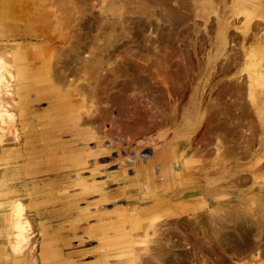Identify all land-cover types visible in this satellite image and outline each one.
Here are the masks:
<instances>
[{"label":"rangeland","instance_id":"374dc122","mask_svg":"<svg viewBox=\"0 0 264 264\" xmlns=\"http://www.w3.org/2000/svg\"><path fill=\"white\" fill-rule=\"evenodd\" d=\"M55 1L0 0V264H41L39 245L43 232L55 230L56 227L65 223V221H59V219H52L48 222L47 218L52 216L44 211L47 206V209L53 206L55 194H46L44 190L55 186L62 187L56 198L66 199L64 203H68L67 194L80 188L82 184L79 179L81 178H83V182L85 178L96 182L103 178L108 171L120 168L128 175H133L134 170L144 172L145 169L147 172V165L150 163L152 164V172L155 175L157 170L163 171V157L161 154L166 155V143L171 140L172 134L176 136L175 133H178L176 139L181 140L183 129L193 130L190 136L194 139L192 145H196V147L192 149L194 152L198 150L199 159L203 161L213 160L210 164L212 167L217 166L216 161L221 160L219 156H222L220 153L222 148L218 146L216 152L212 151L216 142L212 136L219 130L217 123L219 122L220 124V121L227 117L226 121L231 123L230 127L237 131L233 137L240 142L239 146L233 149L235 152L231 154L238 156V162L249 166V173L243 169L240 171L245 175H236L232 180L230 178L224 179L223 175H219L211 178L210 181H216V186L213 187L219 189L225 187L224 183H230L233 186L232 188L230 185V190L231 188L235 189V193L232 195L235 201H232V203L235 204L236 202V206L242 209H252V206L256 205L257 199L264 194V169H262L264 168L262 166L264 162V140H262L260 147L258 146L257 148L256 144L260 137L261 129L259 124L264 125L262 122L264 120V7L262 6L264 0H243V3H237V0H234L233 12L228 0H224L221 8H219V5L215 6L212 0H207L211 4H206L205 11L207 12L205 14L203 9L201 10L202 13H200L198 8L202 1L186 0V3H182L181 6L178 5L177 7L178 11L183 8V10L179 11V16L177 17V14H175L176 16L174 15L172 19L168 18L172 22L180 18L178 22L177 20L175 22L178 25H182V27L180 26L182 29L177 28L178 25L175 22L170 23L167 21V17L165 18L164 15L161 17L155 15L145 16L144 14L150 13L149 10H140V12L130 10L132 3L127 1L126 11L122 14L120 20L117 17L116 19L118 20H115V16H111V18H114V22L109 19L110 25H101L97 29V18L89 19L93 26L91 23H89L90 26H86V22L83 21L80 26L83 31L77 27L76 24L78 22H74L79 12L75 10L80 9L82 11V7L86 6L84 8L88 10L83 8L85 10L83 11L84 13L88 12V14L84 15L81 12L82 17H88L90 13L97 15L99 14V3L96 6L93 4L95 8H91L92 3L97 2V0H86L88 2L86 4L90 3V6L84 4L83 1L85 0H81V4L84 5L79 9L77 8L81 5L78 3L80 0L75 1L78 5H75L72 0H66V2L62 0L65 4L67 3V6L63 5L64 3L61 0H57L58 3ZM260 3L263 4L260 5ZM183 4L187 6L184 7ZM184 8H186V11ZM91 9L93 10L92 12L89 11ZM70 10L74 11L71 12ZM96 10L98 11L96 12ZM107 11L104 13L107 14ZM219 11L222 12L220 13L221 15ZM110 12L112 11L108 13ZM161 18L164 21L166 20L167 23L173 24L172 26H177V30L183 31L179 30L180 32H177L176 28L173 30L169 29L174 33L172 35L174 39H169L167 42L164 41V36H162L163 39H161L159 44L152 40L153 49L151 47L147 48L148 55L155 54L152 55L153 57L155 56L154 58H160L159 55L164 53L161 56L163 57L162 61L158 63L166 66L158 67H160V73L163 72L160 75L161 77L164 75L162 78H166V82L162 83L163 79L161 77H149L153 81L155 80L157 84L161 83L160 86L156 84H153V86L150 84L153 81L151 82L146 77L149 83H146V86H148L146 87L147 90L143 89L145 92L141 90L138 94H135L137 92L136 89H124L125 92L122 93H125L127 98L124 95L125 97H121L122 99H115V105L111 103L113 106L111 105L112 107L109 106L110 108H107V101H111L112 95L110 94L118 91V86L122 85L121 82L128 81L127 77L129 76L126 75V77L121 72L120 77L117 76L118 78L110 80V76L113 77V74L107 73V70L117 64L119 58L110 57L108 61L103 60L101 51L112 45L111 47L115 53L119 52L116 49L120 47L121 49L125 48V51L131 49L127 51V58L132 56L135 59L139 58L140 54H142L139 53L141 45L133 37V29L139 24L142 25V22L143 25L146 24L149 28H154L157 24L158 26L163 24L165 27L173 28L170 27V24L166 25V21L164 22ZM185 18L189 21V25L182 24L181 19L186 21ZM85 19L88 21V18ZM256 20L258 21V26L254 27L255 25H253L252 27L253 33L255 31L256 33L254 35L252 32L248 33L249 35L242 34L247 31L251 23L253 24L255 21V24H257ZM179 21L181 22L180 24ZM192 22L193 24H191ZM187 27L190 28V34ZM184 28L187 29L185 30ZM184 31L187 32L188 37L185 36L186 33ZM223 31H226L228 36L227 43L224 45L221 43L220 38L223 35ZM81 34L83 35L82 38L84 37V43L82 44L83 46L79 45L78 48L76 43L79 41L78 38L81 37ZM73 35L78 36V41L74 40L76 36ZM176 38L178 39L176 40ZM72 41H76V43ZM96 41L100 42L97 47L98 43ZM178 41L183 47L177 44ZM71 42L77 47L73 46ZM93 43L95 45H92ZM222 46L223 48L225 46L226 50H220ZM96 48H100V50L94 51ZM143 49L142 47V51L145 50ZM177 52H180V54ZM71 56L77 57L78 60H85L84 62L81 61V64L84 63V65L76 76L71 74L69 68H67L69 72L66 71L65 65L62 66L65 62L68 63L66 60H72ZM225 56L226 58H231L228 60V65L231 67L229 69L225 67L222 71L218 67H220L219 63L224 62ZM149 57L151 58V56L146 58L148 59ZM152 58L150 59L151 62L154 60ZM61 59H63V62ZM169 60L170 62H168ZM109 61L112 63L110 66H108ZM181 61L184 63H181ZM153 62L155 63V60ZM240 65H242L241 68ZM61 69L67 74L61 72ZM161 69H164V71ZM100 74L102 76L106 75V77L102 78ZM254 74L263 77L259 78L258 75L256 77ZM247 75L252 76L254 80L256 79L255 84L253 83L255 91L252 92L251 96L248 92L249 90H247V93L245 92L246 90L244 91L246 88L243 83ZM237 77L239 78L238 80H241V89L239 91H241L242 98H237V88L232 87L233 83H231ZM109 80L113 84L108 83ZM127 81L126 84H130ZM155 81L153 83H156ZM83 84L87 85V87L89 84L95 85L97 90L100 89L97 95L98 98L95 96L96 93L93 95L89 94L93 92L90 90L88 95L86 92L88 91L86 90L87 87L83 86ZM168 84L170 86L172 84L173 87ZM230 85L232 88L226 89L224 93L221 91L222 86ZM152 95L153 98H151ZM131 96L134 99L130 98ZM238 99L244 103V112L236 110ZM251 100L255 103H257L256 101L261 102L260 111H255L251 105ZM140 101L142 104L139 103ZM120 107L124 108L125 112L117 114L116 112L119 111ZM108 111L110 115H108ZM242 113L244 114L242 115ZM240 116H244L242 119L244 124H238L237 120L241 119ZM97 117L98 119L100 118V122H98ZM107 117L110 119H107ZM106 119L112 120V122L106 121ZM245 122L249 123L246 124ZM247 125L248 130H246ZM129 126L132 128H129ZM138 133H140L139 137L137 136ZM240 136L242 137L241 139H239ZM204 138L205 140H203ZM243 138L249 139L246 144V139L243 140ZM261 139H264V137ZM31 140L41 141V147L33 146L32 144L28 146L30 144L28 141ZM54 141H62L65 144L57 147H48L55 144L53 143ZM252 151L254 152L252 153ZM217 152H219V156L216 155ZM40 153L41 156H38L37 154ZM77 154L79 157H77ZM58 155H61V157H58ZM76 158H79L80 161L73 163ZM196 163L197 160L192 162L191 165ZM90 169V172L93 173L88 178L86 172ZM77 171H79L78 174H81L80 177L76 175L75 172ZM241 175L251 178L246 179V177L245 180L242 177L243 180L238 181L242 179L240 178ZM159 179L160 177H157L155 180L159 181ZM228 198L225 193L218 194L216 196L217 203L211 201L209 205L213 206L207 207V211L212 209L214 211L215 208V212L220 210L222 206L226 205L225 202L231 199ZM76 200L78 201L79 197ZM262 213L264 212L262 211ZM147 220L148 225L145 226L142 234L135 238L137 240L135 242L137 244L136 250L133 248H131L132 250H125L123 261H119L117 264H142L140 260H143V257L147 255L146 252L149 254L154 238L160 231L157 230L155 225L157 220L153 218ZM48 223L53 225L50 227L43 226V224ZM62 228V226L59 227V229ZM198 238L200 240L203 239L202 237H192L193 242L187 243V246L185 245L190 264H200V259L202 258L200 255L201 251L197 247L198 242L195 241ZM222 253H224L222 254L223 257H228L225 252ZM246 258L248 256L233 258V260L228 258V261L229 263L232 262L230 264H264V262H260L256 258H254L255 260Z\"/></svg>","mask_w":264,"mask_h":264},{"label":"crops","instance_id":"0c3cea01","mask_svg":"<svg viewBox=\"0 0 264 264\" xmlns=\"http://www.w3.org/2000/svg\"><path fill=\"white\" fill-rule=\"evenodd\" d=\"M200 1L202 3L198 6L199 12L202 13L203 9L205 14L206 4L211 3L207 0ZM223 2L224 0H213L212 3L221 8ZM228 2L233 12L234 0H228ZM237 3H243V0H237ZM220 13L222 12L219 11ZM111 64L109 61L108 66ZM192 132L193 130L183 129L181 140L176 139L178 133H175L177 137L174 134L171 135V140L165 145L166 155L161 154L163 171L157 170L155 175L150 163L147 165V172L145 169L144 172L134 170L133 175H128L120 168L108 171L96 182L86 178L83 182L81 178L79 179L82 184L80 190H73L74 192L67 194L68 203H64L66 199L56 198L62 187L55 186L44 190L46 194H55L53 206L48 209L47 206L44 211L52 216L47 218L48 222L59 219L65 223L61 224L62 229H59L61 227L59 226L50 232H43L39 245L41 264H117L123 261L125 250L131 248L136 250L135 238L141 235L145 226L148 225L146 219L152 218L157 220L155 225L161 233V236L156 238V244L152 246L155 250L153 249L151 254L156 262L154 263L151 258L152 264H159L156 258L169 256L173 251H186L185 245L193 242L192 237L203 238L207 207L213 206L209 203L211 201L217 203L218 194L225 193L230 199L235 193L233 186L224 181V188L213 187L217 182L210 181L211 178L223 175L224 179L232 180L236 175L244 174L240 170L244 169L249 173V166L238 162V157L232 154L220 158L222 161L217 160L218 165L212 167L210 163L213 160L199 159L198 150L194 152L192 149L195 147L192 145L194 139L190 136ZM28 142L30 143L28 146L32 144L41 147L39 140ZM53 143L55 144L48 147L65 144L62 141ZM37 155L41 156V153ZM77 157H79L78 154ZM196 160L197 163L191 165ZM77 161L80 159L76 158L73 163ZM90 171L91 169L86 172L88 178L93 173ZM75 173L81 176L78 174L79 171ZM157 177H160L159 181L155 180ZM78 197L82 201H77ZM232 201L234 202L235 198L232 197L225 204L232 205ZM51 225L53 224H43L49 227ZM202 240L198 238L195 241L202 242ZM174 242L175 246H173ZM146 264L151 263L148 260Z\"/></svg>","mask_w":264,"mask_h":264},{"label":"bare ground","instance_id":"6f19581e","mask_svg":"<svg viewBox=\"0 0 264 264\" xmlns=\"http://www.w3.org/2000/svg\"><path fill=\"white\" fill-rule=\"evenodd\" d=\"M62 1V0H61ZM70 1V0H69ZM72 1H74V3H75V5L77 4L75 1L76 0H72ZM83 1V0H82ZM127 1L128 2H131L132 3V5H131V9L130 10H132V11H135V12H140V10L141 11H143V10H149V12L150 13H147V14H144L145 16H147V15H155V16H162V15H164V17L166 18L167 17V21H169L170 23H173V22H175L176 20H177V22H178V20H180V18H177L179 15V11H181V10H183V8L180 10L179 9V11L177 10V7H178V5H182V3H186V0H97V2H93L92 3V6H91V8H95V6H96V4L97 3H99V7H98V10H96V12L98 11V13L99 14H97V15H95V13L93 14V13H90L89 14V16L87 17V16H83L82 17V13H84V9H87V8H84V7H86V6H84V7H82L84 4H86V3H88V2H86V0L85 1H83L84 2V4H81V0H80V2L78 1V3H80L79 5H80V7H78V6H76V7H78L77 9H79V8H81L82 7V11L79 9V10H75L76 12L77 11H79L78 12V14L76 15V18H75V16H74V18H75V21L74 22H78L77 24L76 23H74V24H76L77 25V27H79L80 28V30L81 31H83V29H82V27H80L81 26V23H83V21H85L86 22V26L87 25H89L90 26V24L89 23H91L90 22V20L89 19H94V18H97V20L96 21H98L97 22V25H96V27H97V29H99L100 28V26L101 25H103V26H107V25H110V21H109V19H112V21L114 20V18H115V20H118V19H116V17L117 18H119V20L122 18V14L126 11V3H127ZM193 1H195V0H193ZM213 1V0H212ZM56 3H58V1L56 0L55 1ZM60 2V1H59ZM65 2H66V0H65ZM65 2H63L62 1V3H64L63 5H66L65 4ZM261 2H263V1H261ZM55 3V4H56ZM72 3V2H71ZM73 3V4H74ZM61 4V3H60ZM69 4H70V2H69ZM93 4H95V6H93ZM257 4H259V3H257ZM263 4V3H262ZM261 3H260V5H262ZM78 5V4H77ZM87 5V4H86ZM67 6V5H66ZM87 6H90V3L87 5ZM183 6H184V4H183ZM182 6V7H183ZM187 6V5H186ZM186 6H184V7H186ZM263 7H264V4L262 5ZM261 7V6H260ZM56 8H59V7H56ZM66 8V7H65ZM84 8V9H83ZM179 8H181V7H179ZM110 9V10H109ZM112 9V10H111ZM186 8H184V10H185ZM73 10V11H74ZM84 10V11H83ZM88 10V9H87ZM95 10V9H94ZM107 10H109V11H112V12H110V13H108L109 11H107ZM71 11V10H70ZM73 11H71V12H73ZM90 12H92L93 10L91 9V10H89ZM107 11V14L106 13H104V12H106ZM186 11V10H185ZM71 12H69V13H71ZM82 12V13H81ZM188 12V11H187ZM103 13V15H101ZM146 13V12H145ZM74 14V13H73ZM86 14H88V12H86V13H84V15H86ZM175 14H177V19L175 20V21H170V19H168V18H173L174 17V15ZM183 15V14H182ZM186 15V14H185ZM184 15V16H185ZM67 16V15H66ZM111 16H115L114 18H111ZM154 16V17H155ZM176 16V15H175ZM71 17H73V16H71ZM70 17V18H71ZM180 17H181V15H180ZM186 17H187V15H186ZM190 17V16H189ZM82 18V19H81ZM85 18H88V21H86L87 19H85ZM126 18H128L127 16H126ZM182 18H183V16H182ZM192 18V17H191ZM262 18V17H261ZM65 19V18H64ZM147 19V18H146ZM149 19V18H148ZM157 19V18H156ZM162 19V18H161ZM186 19V18H185ZM184 19V20H185ZM74 20V19H73ZM79 20V21H78ZM125 20H128V19H125ZM133 21H134V19H132ZM136 20V19H135ZM139 20V19H138ZM163 20V19H162ZM174 20V19H173ZM182 21V24L184 23V24H188V20L186 19V21H183V19H181ZM67 21V20H66ZM123 21H124V19H123ZM131 21V20H130ZM142 21H143V19H142ZM146 21V20H145ZM156 21V20H155ZM155 21H153V22H155ZM164 21V20H163ZM166 21V20H165ZM164 21V22H165ZM167 21H166V23H167ZM195 21H197V20H195ZM72 22V21H71ZM114 22V21H113ZM126 22V21H125ZM147 22V21H146ZM152 22V21H151ZM164 22H162V23H164ZM167 23L166 25H168V24H170V23ZM180 21H179V24L181 23ZM187 22V23H186ZM256 22H257V24H255V21L253 22V24L251 23V25L250 26H248L249 28L247 29V31H244L245 33H242V34H250L251 32L253 33V25H255L254 27H256V25L258 26V21L256 20ZM62 23H63V21H62ZM73 23V22H72ZM124 23V22H123ZM131 23V22H130ZM129 23V24H130ZM145 23V22H144ZM156 23H158V22H156ZM199 23H201V22H199ZM263 23H264V21H263ZM74 24H73V26H74ZM92 24V26H93V23H91ZM133 24V23H132ZM131 24V25H132ZM136 24H137V22H136ZM135 24V25H136ZM175 24H176V22H175ZM174 24V25H175ZM190 24V23H189ZM188 24V25H189ZM191 24H193V22L191 23ZM131 25H129L130 27H132ZM134 25V24H133ZM162 26H163V24H161ZM160 25V26H161ZM173 24H170V27H173V28H169V26L168 27H165V26H163V27H165V28H163L162 26L160 27V26H158V24H157V26L156 27H154V28H149L146 24L145 25H143V22H142V25H138V26H135V29H133V34H134V36L133 37H135V39L136 40H138V42L140 43V47H141V50H140V52L139 53H142V54H140L141 56H139V58H141V59H139V58H127V51H130L131 49H128L127 51H125L126 49L124 48V49H121V47L120 48H118V49H116V51H119V52H113L114 51V49L111 47L112 45H109L104 51H101V53H102V55H103V60H109V58L110 57H114V58H119V62L117 63V64H114V66H112L111 68H109L107 71V73H109V74H113V77L112 76H110L111 77V79L110 80H113V79H115L118 75H120V73L122 72L123 73V75H127V76H129V77H127L128 78V81H129V83L130 84H126V81H123V82H121L122 83V85L121 86H118V91H115V93H111L110 95H112L111 96V101H107V103H108V106H107V108H110V107H112L113 105H115V99H122L121 97H125L126 95H125V93L123 94L122 92H125L124 91V89H136L137 90V92L135 93V94H138V92H140L141 90L142 91H144L143 89H145V90H147L146 89V87H148V86H146L147 84L146 83H149L148 81H147V79H146V77H161V75L160 74H162V73H160V67H158V66H162V67H165L166 65H160L158 62H160V61H162V59H163V57H161V56H163L162 54H164V53H162L161 55H159L160 56V58H154L152 55H155V54H149L148 55V50H147V48H149V47H151V49H153L154 47H152V40L155 42V43H157V44H159L160 42H161V39H163V37L162 36H164V41H167V40H169V39H172L173 38V36L172 35H174V33L173 32H171L169 29H171V30H173V29H175L176 27H174V26H172ZM176 25H178V24H176ZM187 25V26H188ZM260 25H261V23H260ZM61 26H64V25H61ZM65 26H66V24H65ZM128 26V25H127ZM154 26V25H153ZM182 27V25H178V27L177 28H181ZM201 26V25H200ZM208 26V25H207ZM71 27V26H70ZM75 28V27H74ZM121 28V27H120ZM177 28H176V30H177ZM188 28V27H187ZM187 28H184L185 30L187 29ZM238 28V27H237ZM73 29V28H72ZM86 29V28H85ZM92 29V28H91ZM128 29V28H127ZM130 29V28H129ZM131 29V30H132ZM182 29V28H181ZM189 29L190 28H188V32H189ZM90 30V29H89ZM88 30V31H89ZM94 30V29H93ZM176 30H175V32H176ZM180 29H178L177 30V32H180V31H182V30H180ZM211 30V29H210ZM257 30V29H256ZM68 31V30H67ZM101 31V30H100ZM129 31V30H128ZM255 31V30H254ZM258 31V30H257ZM79 33H81L80 31H78ZM78 32H77V34H78ZM183 32V31H182ZM185 33H186V35L185 36H187V32L186 31H184ZM233 32V31H232ZM66 33H68V32H66ZM84 33V32H83ZM82 33V34H83ZM87 33V32H86ZM89 33H90V31H89ZM172 33V34H171ZM254 33H256V31L254 32ZM254 33H253V35H254ZM81 34V37H79L78 39H79V41L77 40V37L78 36H76V35H73V36H76V38H74V40L76 39V41H78L77 43H76V41H72V42H74V43H76V45H78V48H79V45H81V46H83L82 44L84 43L83 42V38H82V35ZM176 34V33H175ZM189 34H190V32H189ZM203 34V33H202ZM222 36L220 37L221 38V43L224 45L225 43H227L226 42V40L228 39V36L226 35V31H223L222 32ZM237 34H238V32H237ZM248 34V35H249ZM78 35H80V34H78ZM87 35V34H86ZM176 35H178V34H176ZM182 35V34H181ZM180 35V36H181ZM88 36V35H87ZM120 36V35H119ZM189 36V35H188ZM187 36V37H188ZM233 36V35H232ZM237 36V35H236ZM90 37V36H89ZM88 37V38H89ZM99 37V36H98ZM97 37V38H98ZM124 37V36H123ZM130 37V36H129ZM187 37H185V38H187ZM234 37V36H233ZM263 37V36H262ZM122 38V37H121ZM178 38H179V36H178ZM178 38H176V40L178 39ZM183 38V37H182ZM204 38V37H203ZM249 38V37H248ZM94 39V38H93ZM92 39V40H93ZM129 39V38H128ZM132 39V38H131ZM174 39V38H173ZM205 39V38H204ZM229 39H231V37H229ZM263 39V38H262ZM97 40V39H96ZM120 40V39H119ZM183 40H184V38H183ZM200 40H201V38H200ZM264 40V39H263ZM99 41H101L100 39H99ZM118 41V40H117ZM122 41V40H121ZM124 41V40H123ZM129 41V40H128ZM132 41H133V39H132ZM234 41V40H233ZM232 41V42H233ZM71 42V44H73ZM97 42V41H96ZM126 42V41H125ZM168 42V41H167ZM180 42H181V40H180ZM184 42V41H183ZM264 42V41H263ZM98 43V42H97ZM96 43V44H97ZM115 43V42H114ZM117 43V42H116ZM124 43V42H123ZM173 43V42H172ZM185 43V42H184ZM183 43V44H184ZM231 43V42H230ZM87 44V43H86ZM100 44V42L96 45V47L98 46ZM118 44V43H117ZM121 44H122V42H121ZM126 44V43H125ZM131 44V43H130ZM163 45H164V43H162ZM168 44V43H167ZM177 44H180L181 45V43H179V41H178V43ZM92 45H95V43H93ZM91 45V46H92ZM124 45V44H123ZM136 45V44H135ZM135 45H133V46H135ZM184 45H186V44H184ZM198 45H199V43H198ZM73 46H75L74 44H73ZM90 46V47H91ZM115 46H117L116 44H115ZM156 46V45H155ZM182 47H183V45H181ZM251 46V45H250ZM75 47H77V46H75ZM128 47V46H127ZM126 47V48H127ZM142 47L145 49H143L144 51H142ZM159 47V46H158ZM177 48H178V46H176ZM161 48V47H160ZM83 49V48H82ZM97 49H99L100 50V48H96L94 51H96ZM134 49V48H133ZM140 49V48H139ZM163 49V48H162ZM169 49V48H168ZM173 49V48H172ZM176 49V48H175ZM180 49V48H179ZM184 49V48H183ZM221 49H225L226 50V48H225V46H224V48H223V46L220 48V50ZM237 49V48H236ZM238 49H240V48H238ZM75 50H77V49H75ZM158 50H159V48H158ZM165 50V49H164ZM234 50V49H233ZM135 51V50H134ZM162 51V50H161ZM183 52H184V50H182ZM75 52H77V51H75ZM82 52V51H81ZM163 52V51H162ZM169 52V51H168ZM120 53V54H119ZM129 53V52H128ZM138 53V54H139ZM177 53H179L180 54V52H177ZM229 53V52H228ZM76 54V53H75ZM81 54V53H80ZM159 54V53H158ZM131 55V54H130ZM168 55V54H167ZM170 55H171V52H170ZM240 55V54H239ZM148 56H151V58L153 57L154 58V60H155V63L152 61L151 62V58L149 59H147L146 57H148ZM158 56V55H157ZM228 56V55H227ZM237 56V55H236ZM74 56H71V59L72 60H66V61H68V63H64V64H62V66H64L66 69L67 68H69V70L71 71V74L72 75H74V76H76L77 74H78V71H81V67H83V65H84V63H82L81 64V61H85L84 59H77V57H78V55H77V57H74V58H76V59H74L73 58ZM128 57H130V56H128ZM138 57V56H137ZM173 57V56H172ZM230 57V56H229ZM250 57V56H249ZM79 58V57H78ZM114 58H113V60H114ZM146 58V59H145ZM152 58V59H153ZM166 58V57H165ZM171 58V57H170ZM177 58H178V56H177ZM181 58V57H180ZM186 58V57H185ZM142 59H144V60H142ZM174 59H175V57H174ZM184 59V58H183ZM229 59H231V58H226V56L224 57V59H223V61L224 62H222V63H219V65H220V67H218L219 68V70L221 69L222 71H223V69L226 67V69H229V67H231V66H229L228 65V60ZM259 59V58H258ZM181 60H182V58H181ZM233 60V59H232ZM240 60V59H239ZM253 60V59H252ZM61 61L63 62V59H61ZM164 61V60H163ZM172 61V60H171ZM180 61V60H179ZM183 61V60H182ZM181 61V63H184V62H182ZM185 61V60H184ZM221 61V60H220ZM168 62H170V60L168 61ZM188 62V61H187ZM230 62H231V60H230ZM242 62V61H241ZM164 63H166L165 61H164ZM176 64V63H175ZM174 64V65H175ZM183 65V64H182ZM190 65H191V63H190ZM228 65V66H227ZM231 65V64H230ZM241 66L242 65H240V68H241ZM61 67V66H60ZM178 68V67H177ZM214 68V67H213ZM238 68V67H237ZM232 69V68H231ZM62 71L61 72H65V71H63V69H61ZM69 70L67 69L66 71H68L69 72ZM74 70V71H73ZM161 70H163L164 71V69H161ZM168 70V69H167ZM166 70V71H167ZM218 70V71H219ZM255 71V70H254ZM259 71V70H258ZM181 72V71H180ZM186 72V71H185ZM253 72V71H252ZM66 74H67V72H65ZM104 73H105V71H104ZM168 73V72H167ZM182 73V72H181ZM256 73V72H255ZM258 74H260L259 72H257ZM64 74V73H63ZM62 74V75H63ZM69 74V73H68ZM183 74V73H182ZM257 74V75H258ZM122 75V74H121ZM168 75V74H167ZM171 75V74H170ZM255 75V74H254ZM257 75H255L256 77H257ZM264 75V74H263ZM100 76H102L101 74H100ZM164 75H162V77H163ZM241 76H243V75H241ZM104 77H106V75L105 76H102V78H104ZM161 77V79H163ZM170 77H172V76H170ZM182 77V76H181ZM258 77L260 78L261 76H259L258 75ZM263 77V76H262ZM261 77V78H262ZM77 78V77H76ZM75 78V79H76ZM185 78V77H184ZM241 78V77H240ZM129 79H131V80H129ZM146 79V80H145ZM150 79V78H149ZM148 79V80H149ZM161 79H159V80H161ZM181 79V78H180ZM239 78L237 77L236 78V80H234L233 82H231V83H233V85H232V87H234L235 89L237 88V95L236 96H238L237 98H242L241 97V91H239L240 89H241V84H240V82H241V80H238ZM245 80V82L243 83V85L245 84V88L246 89H244V91L247 93V90H249L248 92H249V94H250V96L253 94L252 92L253 91H255L254 90V88L255 87H253V83L255 84V80L253 79V77L252 76H250V75H247V77L245 76V78H244ZM263 79H264V77H263ZM103 80V79H102ZM108 81V83L110 82V83H112L113 84V82L112 81ZM125 80V79H124ZM151 80V82L153 81V79H150ZM149 80V81H150ZM158 80V81H159ZM166 78H164L163 79V82L162 83H165L166 81ZM169 80V79H168ZM174 80V79H173ZM176 80V79H175ZM127 81V82H128ZM146 81V82H145ZM155 81V80H154ZM153 81V82H154ZM182 81V80H181ZM70 82V81H69ZM150 83L151 85H158V86H160L161 85V83L160 84H157V82L156 83ZM161 82V81H160ZM178 82V81H177ZM230 82V81H229ZM117 83V82H116ZM167 83H168V81H167ZM172 83V82H171ZM182 83V82H181ZM183 83H184V81H183ZM170 84V83H169ZM168 84V85H169ZM189 84V83H188ZM110 85V84H109ZM115 85V84H114ZM153 85V86H154ZM164 85V84H163ZM222 85H223V83H222ZM225 85H226V83H225ZM83 86H86L87 87V85H84L83 84ZM115 86H117V85H115ZM170 86V85H169ZM109 88H110V86H108ZM152 87V86H151ZM156 87V86H155ZM164 88H165V86H163ZM163 87H161V88H163ZM170 87H173V85L171 84V86ZM169 87V88H170ZM179 87H181V86H179ZM231 87V85L230 86H222V89H221V91L224 93V92H226V89L228 90V89H230V88H232ZM244 87V86H243ZM89 88V89H88ZM97 87H95V85H90L89 84V86L86 88V90H88V91H86L87 92V94H88V92H89V90L90 91H93L92 93L90 92L89 94H91V95H93V94H95L96 93V97L98 98V91L100 90V89H96ZM158 88V87H157ZM182 88V87H181ZM82 89H83V87H82ZM85 89V88H84ZM154 89V88H153ZM218 89V88H217ZM97 90V91H96ZM160 90V89H159ZM81 91V90H80ZM94 91H96V92H94ZM128 91V90H127ZM150 91V90H149ZM153 91V90H152ZM164 91V90H163ZM182 91V90H181ZM216 91V90H215ZM135 92V91H134ZM145 92V91H144ZM171 92V91H170ZM235 92V91H234ZM79 93V92H78ZM143 93V92H142ZM167 93V92H166ZM178 93V92H177ZM245 93V94H246ZM88 94V95H89ZM122 94H123V96H122ZM145 94V93H144ZM163 94H164V92H163ZM125 95V96H124ZM140 95V94H139ZM221 95V94H220ZM224 95V94H223ZM222 95V96H223ZM263 95V94H262ZM246 96V95H245ZM102 97V96H101ZM101 97H99V98H101ZM110 97V96H109ZM108 97V98H109ZM227 97V96H226ZM225 97V98H226ZM102 98H104V97H102ZM126 98H127V96H126ZM130 98H132V96L130 97ZM150 98V97H149ZM151 98H153V95L151 96ZM157 98V97H156ZM219 98V97H218ZM236 98V97H235ZM129 99V98H128ZM132 99H134V98H132ZM141 99V98H140ZM139 99V100H140ZM245 100H246V98H244ZM104 100V99H103ZM102 100V101H103ZM108 100V99H107ZM126 100V99H125ZM137 100V99H136ZM135 100V101H136ZM153 100V99H152ZM156 100V99H155ZM166 100V99H165ZM231 100V99H230ZM229 100V101H230ZM259 100V99H258ZM123 101V100H122ZM127 101H129V100H127ZM235 101V100H234ZM241 100H237V104H236V110H238V111H242V112H244V109H245V107H244V103L241 101ZM133 102V101H132ZM257 103H255L254 101H252L251 100V105H252V107L255 109V111H260L259 110V108H260V103L261 102H259V101H256ZM113 105H112V104ZM118 103V102H117ZM126 103H128V102H126ZM136 103V102H135ZM139 103H141V101L139 102ZM254 103H255V105H254ZM122 104V103H121ZM130 104V103H129ZM142 104V103H141ZM247 105H248V103H246ZM112 105V106H111ZM117 105V104H116ZM119 105V104H118ZM149 105V104H148ZM110 106V107H109ZM123 106H125V105H123ZM127 106V105H126ZM106 107V106H105ZM137 107V106H136ZM205 107V106H204ZM138 108V107H137ZM250 108V107H249ZM115 109V108H114ZM117 109V108H116ZM128 109V108H127ZM107 110V109H106ZM119 111H117V110H115V111H117L116 113L117 114H121V113H124L125 112V109L124 108H121L120 107V109H118ZM173 110V109H172ZM173 111H175V110H173ZM214 111V110H213ZM229 111V110H228ZM212 112V111H211ZM108 113H109V111H108ZM210 113V112H209ZM239 113V112H238ZM140 114V113H139ZM147 114H149L148 112H147ZM227 114H228V112H227ZM244 113H242V115H243ZM108 115H110V113L108 114ZM124 115V114H123ZM137 115V114H136ZM142 115V114H141ZM212 115V114H211ZM222 115V114H221ZM231 115V114H230ZM234 115V114H233ZM239 115H241V114H239ZM145 116V115H144ZM210 116V115H209ZM96 117V116H95ZM105 118H106V116H104ZM126 117V116H125ZM129 117V116H128ZM136 117V116H135ZM243 117L244 116H240V118L241 119H238L237 121H238V124H244L243 123V121H242V119H243ZM114 118V117H113ZM112 118V119H113ZM147 118V117H146ZM201 118H203V117H201ZM228 118V117H227ZM227 118H225V119H223V120H221L220 121V124H219V122L217 123V125H218V127H219V130L215 133V135L214 136H212L213 138H214V141H216L215 142V147H213V150L212 151H214V152H216L218 149V146H221V154H222V156H219V152H217V156H219L220 158H222V157H224V156H227V155H232L231 153H233V152H235L233 149H236L238 146H239V144H240V142H238L237 141V138H234L233 136H234V134H235V132H237V131H234L231 127H230V125H231V123H229L228 121H226L227 120ZM250 118V117H249ZM89 119V118H88ZM97 119H98V117H97ZM100 119V118H99ZM98 119V120H99ZM104 119V118H103ZM107 119H110V118H108L107 117ZM106 119V121H111L112 122V120H107ZM122 119V118H121ZM253 119V118H252ZM263 119V118H262ZM261 119V120H262ZM90 120H91V118H90ZM105 120V119H104ZM115 120V119H114ZM123 120V119H122ZM145 120V119H144ZM202 120V119H201ZM85 121V120H84ZM83 121V123H85ZM203 121V120H202ZM242 121V122H241ZM245 121V120H244ZM98 122H100V120L98 121ZM97 122V123H98ZM103 122V121H102ZM113 122H115V121H113ZM118 122V121H117ZM163 122V121H162ZM241 122V123H240ZM263 122V124H264V120L262 121ZM95 123H96V119H95ZM103 123H105V122H103ZM107 123V122H106ZM127 123V122H126ZM146 123V122H145ZM246 124L247 123H249V122H245ZM252 123V122H251ZM255 123V122H254ZM92 124H93V122H92ZM99 124V123H98ZM113 124V123H112ZM103 125V124H102ZM206 125V124H205ZM127 126V125H126ZM210 126V125H209ZM233 126V125H232ZM255 126V125H254ZM105 127V126H104ZM114 127V126H113ZM208 127V126H207ZM216 127V126H215ZM252 127V126H251ZM259 127H260V133H259V140L258 141H256V144H257V148H258V146L260 147V145L262 144L261 142H262V140H264V139H261L262 137H264V125H260L259 124ZM122 128V127H121ZM129 128H132V127H130L129 126ZM136 128V127H135ZM134 128V129H135ZM214 128V127H213ZM236 128H237V125H236ZM246 130H248L249 128H248V125L246 126ZM111 129V128H110ZM118 129V128H117ZM126 129V128H125ZM125 129H124V131H125ZM137 129V128H136ZM135 129V130H136ZM143 129V128H142ZM149 129L151 130V128L149 127ZM216 129V128H215ZM121 130V129H120ZM123 130V129H122ZM207 130V129H206ZM213 130V129H212ZM253 130V129H252ZM137 131H138V129H137ZM240 131V130H239ZM110 132H111V130H110ZM113 132V131H112ZM249 132V131H248ZM247 132V133H248ZM256 132V131H255ZM137 133V132H136ZM148 133V132H147ZM207 133V132H206ZM246 133V134H247ZM111 134V133H110ZM124 134H125V132H124ZM139 134L140 133H138V137H139ZM204 134V133H203ZM212 134V133H211ZM112 135V134H111ZM114 135V134H113ZM122 135V134H121ZM136 136V137H137ZM210 136V135H209ZM110 137V136H109ZM122 137V136H121ZM134 137V136H133ZM201 137V136H200ZM258 137H257V139H258ZM191 138H193V137H191ZM191 138L189 139V140H191ZM211 138V137H210ZM242 137L240 136V138L239 139H241ZM127 139V138H126ZM246 138H243V140H245ZM254 140H255V138H253ZM199 140V139H198ZM203 140H205V138L203 139ZM249 140V139H248ZM248 140L246 139L245 140V144H246V142H248ZM207 141H209L208 139H207ZM134 142V141H133ZM188 142H190V141H188ZM192 142V141H191ZM210 143H211V141H210ZM214 143V142H213ZM187 144V143H186ZM244 144V143H243ZM249 144H250V142H249ZM242 146V145H241ZM246 146V145H245ZM249 146V145H248ZM195 147H196V145H195ZM194 147V148H195ZM250 147V146H249ZM212 148V147H211ZM210 148V149H211ZM244 149V148H243ZM260 149V148H259ZM254 150H255V148H254ZM240 151V150H239ZM254 151H252V153H253ZM201 153V152H200ZM237 153V152H236ZM242 153V152H241ZM249 153V152H248ZM251 153V154H252ZM205 154V153H204ZM250 154V153H249ZM255 154V153H254ZM243 155V154H242ZM241 155V156H242ZM234 156V155H233ZM244 156V155H243ZM238 157V156H237ZM229 158V157H228ZM236 158V157H235ZM241 158V157H240ZM222 161V160H221ZM243 161V160H242ZM263 162V161H262ZM261 163V162H260ZM258 166H260L259 164H258ZM262 166H264V162H263V165ZM261 167V166H260ZM262 169H264V168H262ZM246 178L247 176H242L241 175V177L240 178ZM256 177V176H255ZM243 178L242 179H239L238 181H241V180H243ZM251 178V177H250ZM249 177H247L246 179H250ZM245 179V180H246ZM237 181V180H236ZM233 182H234V180H233ZM242 182H244V181H242ZM257 203H256V205H254V206H252L253 208L251 209H245V208H240V207H238V206H236V202H235V204H233V205H229V204H226V205H224V206H222L221 208H220V210H218V211H216L215 212V210H216V208H215V210L213 211V209L211 210V211H213V212H211V211H207V213H209V214H207L206 215V219H205V222H206V226H205V228L203 227V231H204V237H203V240H202V242L200 243L199 241V243H198V245H197V247H198V249H200V251H201V256H202V258L200 259V264H230V263H232V262H230L229 263V261H228V258L230 259V260H233V258H235V259H237V258H242L243 256H248V258H246V259H254V258H256V260H259L260 262H264V213H262V211L264 212V194L262 195V196H260V198H258L257 199V201H256ZM262 206V207H261ZM236 207H238V208H236ZM211 212V213H210ZM203 217V216H202ZM202 220V219H201ZM202 222V221H201ZM200 224V223H199ZM205 225V224H204ZM171 227V226H170ZM175 228V227H174ZM225 228H227V229H225ZM182 229V228H181ZM175 230V229H174ZM177 230H178V228H177ZM180 230V229H179ZM201 230V229H200ZM176 231V230H175ZM164 232V231H163ZM166 232H168V231H166ZM185 232V231H184ZM200 232V231H199ZM181 233V232H180ZM169 234V233H168ZM196 234V233H195ZM201 235H202V232L200 233ZM198 235V234H197ZM161 236V233L159 232L156 236H155V238H154V242H153V245H155L156 243V238L157 237H160ZM164 238H165V236H164ZM182 238H183V236H182ZM165 240V239H164ZM170 240V239H169ZM174 240V239H173ZM163 243H166V242H163ZM170 243V242H169ZM152 245V246H153ZM167 245H169V244H167ZM172 245V244H171ZM176 245V243L174 242L173 243V246H175ZM186 246H187V244H186ZM166 247V246H165ZM177 247H179L178 245H177ZM181 247V246H180ZM163 248V247H162ZM184 248H185V246H184ZM188 248H189V246H188ZM155 250V248H151V249H149L148 251H149V254H148V252H146V254L147 255H145V257H143V260H140V262L142 263V264H146V263H148V260L150 261V263L152 264V262H151V260L153 259V262L154 263H156L155 262V258H154V256H153V254H151L152 253V250ZM173 250H174V248H173ZM189 250V249H188ZM195 250V249H194ZM155 252V251H154ZM198 252V251H197ZM222 252H225L227 255H228V257L227 258H225V257H223L222 256V254H224V253H222ZM157 253V252H156ZM161 253H163V251L161 252ZM155 254V253H154ZM157 255V254H156ZM198 256V255H197ZM152 258V259H151ZM259 258V259H258ZM246 259H244V260H246ZM255 260V259H254ZM156 261L158 262L159 261V264H190L189 263V255H187V253H186V251H183V250H181V251H173L172 253H171V255H169V256H166V257H164V258H156ZM193 262V261H192Z\"/></svg>","mask_w":264,"mask_h":264}]
</instances>
